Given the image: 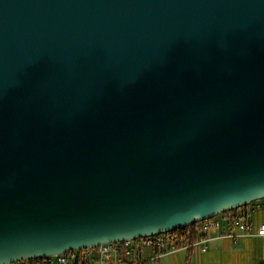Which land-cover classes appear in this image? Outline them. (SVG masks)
Wrapping results in <instances>:
<instances>
[{
    "label": "water",
    "instance_id": "95a60500",
    "mask_svg": "<svg viewBox=\"0 0 264 264\" xmlns=\"http://www.w3.org/2000/svg\"><path fill=\"white\" fill-rule=\"evenodd\" d=\"M261 198L264 0H0V264Z\"/></svg>",
    "mask_w": 264,
    "mask_h": 264
},
{
    "label": "built area",
    "instance_id": "2783aa9c",
    "mask_svg": "<svg viewBox=\"0 0 264 264\" xmlns=\"http://www.w3.org/2000/svg\"><path fill=\"white\" fill-rule=\"evenodd\" d=\"M263 208L264 198H261L250 202L245 207L226 211L190 226L165 233L103 243L55 256L7 264H93V259L99 264H144L146 262L158 264L161 256L174 252L176 249H189L195 245H201L202 250L206 251L212 231H216L219 238L253 235L251 216L253 211ZM255 234L264 236V224L259 226ZM194 235L197 236V240L192 242ZM95 251L99 254L98 258L94 257Z\"/></svg>",
    "mask_w": 264,
    "mask_h": 264
},
{
    "label": "crops",
    "instance_id": "0c3cea01",
    "mask_svg": "<svg viewBox=\"0 0 264 264\" xmlns=\"http://www.w3.org/2000/svg\"><path fill=\"white\" fill-rule=\"evenodd\" d=\"M251 222L253 235L219 238L217 232L212 231L206 251L201 245H195L188 257V249H176L161 256L158 264H259L264 259V236L255 233L264 224V208L253 211Z\"/></svg>",
    "mask_w": 264,
    "mask_h": 264
},
{
    "label": "trees",
    "instance_id": "16d2710c",
    "mask_svg": "<svg viewBox=\"0 0 264 264\" xmlns=\"http://www.w3.org/2000/svg\"><path fill=\"white\" fill-rule=\"evenodd\" d=\"M197 240V236L196 235H194V237L192 238V242H195ZM191 249H192V247H190L189 249H188V257H189V252L191 251ZM259 264H264V259L262 260V261H260L259 262Z\"/></svg>",
    "mask_w": 264,
    "mask_h": 264
},
{
    "label": "rangeland",
    "instance_id": "374dc122",
    "mask_svg": "<svg viewBox=\"0 0 264 264\" xmlns=\"http://www.w3.org/2000/svg\"><path fill=\"white\" fill-rule=\"evenodd\" d=\"M93 261V264H99L97 260H92Z\"/></svg>",
    "mask_w": 264,
    "mask_h": 264
}]
</instances>
